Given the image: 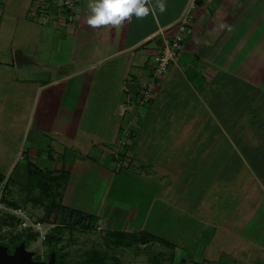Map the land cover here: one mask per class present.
I'll list each match as a JSON object with an SVG mask.
<instances>
[{"label":"rangeland","instance_id":"374dc122","mask_svg":"<svg viewBox=\"0 0 264 264\" xmlns=\"http://www.w3.org/2000/svg\"><path fill=\"white\" fill-rule=\"evenodd\" d=\"M37 7L38 4L32 18L38 26L29 24L30 29L34 28L32 39L40 33L36 27L47 26L45 16L37 12ZM48 8V12L54 11V17H61L55 3ZM11 30L0 32V70L6 69V64L15 65L17 61L12 56L21 48L32 56V61L15 65L16 68L30 69L32 63L47 67V62L35 56L39 53L37 47H24L23 39L12 41L15 29ZM249 32L248 40L234 35L223 44L226 51L218 61L222 70L210 92L199 94L179 78L154 96L147 104L148 118L140 119L136 132L127 139L125 147H120L122 170L107 171L104 176L99 175L102 184L98 181L97 186L88 185L91 210L95 211L102 199L104 203L109 199L112 206L124 201L140 207L130 231H109L97 220L105 217L106 210L110 211L105 205L102 206L104 213L100 209L102 216L83 212L87 220L76 227L70 226L72 221L64 213L54 212L46 220L43 206L26 201L29 192L25 189L29 180L26 163L31 160L23 155V146H28L30 137H26V125L22 122L26 120L33 92L1 88L0 175L5 180L0 186V245L12 252L14 240L25 239L23 243L33 252V260L48 261L49 244L45 239L54 232L59 237L54 251L61 255L62 264H93V260L98 264H182L185 261L198 264L212 237L211 253L222 249L224 227L229 226L264 246V135L252 133L251 127H246L249 119L264 115V94H259V90L251 94L250 87H256L223 71L238 68L254 80L264 82V31L254 35ZM12 75H3L7 77L4 80ZM0 80H3L1 76ZM222 82L225 85L221 90ZM139 93L122 106L142 109L136 100ZM223 103L229 106L233 103L235 108L226 109L221 117L218 112L225 106ZM245 110L246 119L242 115ZM120 112L124 120L122 108ZM129 113L132 115L133 111ZM126 124H120L117 137H124ZM140 159L144 161L137 165L135 162ZM38 193L35 190L29 194L34 197ZM63 194L61 190L58 201L61 205ZM114 209L107 213L112 215ZM115 238L121 240L120 246L113 245ZM249 257L248 264H263L264 257L258 263L256 256L249 254Z\"/></svg>","mask_w":264,"mask_h":264},{"label":"crops","instance_id":"0c3cea01","mask_svg":"<svg viewBox=\"0 0 264 264\" xmlns=\"http://www.w3.org/2000/svg\"><path fill=\"white\" fill-rule=\"evenodd\" d=\"M190 1L165 0V10L160 12L155 8L156 0H147L154 8L148 15L138 18L133 14L120 25L93 27L86 23L90 0H79L74 23L66 22L63 16L54 17V11L50 10L44 17L47 26L36 27L40 33L32 39L34 28L30 29L29 24L36 25L37 20L32 15L37 0H0L1 34L15 29L12 41L23 39L24 47H37L39 53L35 56L48 63L45 68L40 63L38 66L32 63L30 69L16 68L15 65L32 61V56L26 55L21 48L12 56L17 61L15 65L6 64L8 70L7 67L0 70L3 78L0 89L15 87L21 92L25 89L33 92L26 120L22 122L26 125V137H30L28 146H23V155L25 153L31 160L26 163L28 170L32 166L54 177L66 175L60 192L64 191L62 205L70 210L100 215L102 206H108L110 211L106 210L105 217H97V220H101L109 231H130L140 207L124 201L112 206L109 199L105 203L102 199L96 210H91L88 185L97 186L98 181L102 184L100 176L107 171L115 173L110 148L117 145L120 124L125 126L127 121L126 117L124 120L121 117L120 109L122 114L127 109L122 103L135 99L142 85L150 79L153 57L163 49L166 40L176 34L177 23ZM194 14L192 33L187 37L183 54L157 81L153 97L179 78L199 94L210 92L213 81L222 70L218 61L226 51L224 45L227 41L234 35L248 40V31L252 35L264 31V0H197ZM20 31L21 36L18 35ZM223 71L233 73L248 86L256 87H250L251 94L258 90L259 94H264V82L254 80L244 70L232 67ZM11 73L12 78L4 80L7 77L3 75ZM224 85L222 82L221 90ZM224 105L218 112L221 117L226 109L235 108L233 103ZM132 111L127 118L132 120L138 116L132 127L135 133L140 119L148 118L150 108L146 106ZM209 111L211 113V109ZM250 111L249 118L253 117ZM215 115L213 117L217 118ZM242 115L248 118L247 110ZM257 117L249 119V124L245 125L251 127L250 132L264 135L260 120L262 117L264 120V115ZM143 161L140 159L135 163L139 165ZM78 197L80 200L76 201ZM113 209L114 213L110 215ZM120 221L122 224L119 225ZM224 231L221 252L215 250L211 253L212 237L207 241L208 250L203 259L198 256L201 260L198 264H248L249 254L257 257L256 263L263 259L264 246L259 240L246 236L237 228L225 226Z\"/></svg>","mask_w":264,"mask_h":264},{"label":"built area","instance_id":"2783aa9c","mask_svg":"<svg viewBox=\"0 0 264 264\" xmlns=\"http://www.w3.org/2000/svg\"><path fill=\"white\" fill-rule=\"evenodd\" d=\"M79 0H37L38 13L44 16H48V7L55 3L57 12L63 16L66 22L74 23L76 21V10ZM197 0H191L185 9L184 14L181 16L177 23L176 34L166 40L163 49L153 57L151 65L150 79L144 83L139 90V96L136 99L138 106L145 107L153 98V95L157 88V81L166 75L171 66L177 63L185 49V44L188 35L192 33V23L194 20V10L196 9ZM137 106V107H138ZM123 111V116L128 117V113L136 109L133 106L127 107ZM138 116L136 115L132 120L127 118V124L124 137L120 138L117 145L114 148H110L112 157L114 158V172L118 173L122 170V163L120 161V147H125L127 139L134 133L132 127L135 125ZM41 227V226H40ZM47 233L43 236L45 239Z\"/></svg>","mask_w":264,"mask_h":264},{"label":"trees","instance_id":"16d2710c","mask_svg":"<svg viewBox=\"0 0 264 264\" xmlns=\"http://www.w3.org/2000/svg\"><path fill=\"white\" fill-rule=\"evenodd\" d=\"M29 180H28V185L25 187L26 190H28V199H26L27 202H34L35 204H38L40 206H43L45 208L46 214H45V219L48 220V218L54 213L56 212L63 214L64 216L68 217L69 221H72V225L70 226H76L85 220H87V218L85 217V215H83L84 213L79 212V211H74V210H70L66 207H64L63 205H61L58 201L60 200V187L62 185V181L67 179L66 175H60L59 177H54L51 174L47 173V172H43L40 169L36 168V167H29ZM5 178L0 175V186L3 184ZM35 190H39V193L37 196L34 197H30V194L32 195V192ZM54 190H57L56 192H54ZM45 203V204H44ZM43 220V219H42ZM45 221V220H43ZM88 225V224H87ZM69 226V227H70ZM57 228V227H56ZM60 229V228H58ZM56 230V229H55ZM32 237L35 238V234H31ZM110 239H112L110 237ZM46 243L49 244V253L47 255L48 260L50 259V256L52 253L55 254V259H56V264H62L61 263V255L54 251L55 250V245L57 243V241H59V237L56 236V233H50L47 237H46ZM25 239H16L13 242V248H15L17 245H19L20 243L24 242ZM121 244V240L115 238V240L113 241V245L115 246H120ZM11 252V250H9ZM98 261L93 260L92 263L93 264H98Z\"/></svg>","mask_w":264,"mask_h":264},{"label":"clouds","instance_id":"9594fccd","mask_svg":"<svg viewBox=\"0 0 264 264\" xmlns=\"http://www.w3.org/2000/svg\"><path fill=\"white\" fill-rule=\"evenodd\" d=\"M155 8L163 12L165 0H156ZM88 9L90 14L86 17V23L93 27L120 25L133 14L139 18L154 10L147 0H90Z\"/></svg>","mask_w":264,"mask_h":264},{"label":"water","instance_id":"95a60500","mask_svg":"<svg viewBox=\"0 0 264 264\" xmlns=\"http://www.w3.org/2000/svg\"><path fill=\"white\" fill-rule=\"evenodd\" d=\"M33 252L26 249L22 242L12 252L5 245H0V264H56L55 254L52 253L48 261L33 260Z\"/></svg>","mask_w":264,"mask_h":264}]
</instances>
